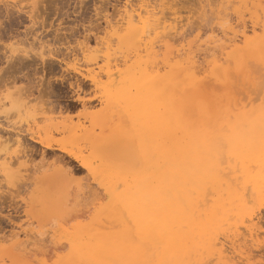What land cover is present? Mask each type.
<instances>
[{
  "label": "bare ground",
  "instance_id": "bare-ground-1",
  "mask_svg": "<svg viewBox=\"0 0 264 264\" xmlns=\"http://www.w3.org/2000/svg\"><path fill=\"white\" fill-rule=\"evenodd\" d=\"M158 1L162 2L142 0L137 7L133 6L132 3H127L122 9L124 10V15L121 13L122 17L128 18V25H130V29H128V31L130 30L128 34L129 42L140 57L132 68L129 65L130 69L124 70L126 71L125 75L122 72V75L114 77L112 84L105 92L111 108L109 111L104 112V119L97 121V124L100 123L99 125H102L101 127L104 126L106 129L110 128L109 132H111H101L104 134L103 137L101 135L97 137L93 135V138L94 136L96 137L94 138L96 141L92 140L95 156L99 157V161L102 160L106 167L102 170L103 172L100 170L95 171V167H93L89 158L77 153L74 154V151L71 152L72 150H68L65 145L62 146L56 140L43 138L41 130L36 129L35 126L30 125L23 129L21 125L17 126L18 122H11L6 129L16 134V137L9 136L3 139L4 137L0 136L1 146L13 141L12 143L18 145L17 150L24 156L25 154L27 155L30 149L25 145V141L28 142V140L31 141L30 143H39L46 149H59L65 152L67 156L70 155L73 159L81 162L82 166L88 168L94 174L98 187L101 188V191L97 192L98 189H94L90 183H86V186L78 184L77 188H75L77 190L74 189L76 191V193L74 192L75 195H72V184L68 185V187L65 184L62 186L61 177L63 175H61V171H63V166L59 168L60 171L57 174H45L36 177L39 180H47L48 184L51 185L49 191H45L47 199L45 204L52 209H50L52 211L51 215L58 217L62 222L61 228L59 230L54 229L55 231L53 230L54 233L52 235L54 239L58 238L57 243H60L61 239H65L69 244L68 251L60 258L57 264H184L180 255H172V250H178L180 243L189 239L193 234L194 228L200 229L204 227L203 224L199 225L200 220H205L208 225H211L216 224L223 218L225 208L230 204V201H222L224 195L243 191L242 184L236 183L234 178L229 183L222 182L219 176V166L215 161V157L218 155V148L215 145L212 148H205V144L211 142L214 135L211 136V139H202L204 135L198 131L201 125L212 124L224 117V120L228 123L231 120L230 112L225 113L224 116L219 110L223 106L220 104L217 94L233 91L234 89L230 88H233L232 83L234 81L235 83L237 82V85L244 84L245 71L248 70L246 67L249 62L251 63L248 60H252L249 59L250 57L253 56L252 58L255 60L257 58L260 61L262 60L259 58L264 53V19L262 20V14L257 10V15H253L250 11V15H253L251 19L255 18L251 34L244 17L249 6H246L248 7L246 9L239 8L241 5L242 7L245 6L249 2L248 0H240V4L237 2L239 0H201V3L204 2L201 13H206L207 7H209L211 16L217 20L216 24H218V32H220L219 34L216 33V26H212L210 28L212 34L210 35L209 33L208 38L203 40L199 35L202 32L200 30L196 37H200L202 41H199V44H195V39L196 41L200 39L196 37H194L195 39H190L191 37L187 39L188 37L185 36L183 31L184 25H187L190 20L185 22L182 16L177 15L176 10L173 11L175 12L173 15L171 14L172 11L169 16L165 14L164 6L173 0ZM217 3H219L220 9L213 8ZM226 3L230 4L227 5ZM232 3L234 7L240 6L232 9L230 7ZM234 3L238 5H234ZM224 4H226V8H231L233 14H236L237 17H235L238 19V24L234 25L229 19L231 17H227V9V12L225 8L221 9L223 8L221 5ZM250 4L247 3V5ZM229 15L231 16V14ZM126 18H123V20H126ZM208 26L210 25L208 24ZM258 26L263 31L261 35L257 34L261 30L259 28L257 31ZM149 31L155 35L154 37H160L161 42H163L162 46L164 45L163 48L166 49L164 50V58L161 59L162 61L160 60L163 64L159 61L162 66L156 68V65L153 66L158 61L155 60L156 54L157 56L159 55L155 47L156 41L153 38L152 40L149 38L148 42L145 40L147 43L143 44L144 38L146 39L147 35L150 36V33H147ZM141 46L147 51V58L145 59L143 55L139 54ZM201 49H203L202 52L199 51ZM201 56L211 58L210 60L206 59L207 65L204 68L202 67L203 69L199 67L200 64L199 66L197 65L200 63L198 59ZM50 58L59 60L55 56ZM26 59L23 60L25 61ZM23 60L18 62L11 61L12 65L8 67L11 74L13 72L16 75L19 71L15 73V70L28 66L24 65L27 61L23 63ZM41 61L43 67H45L46 58L42 57ZM247 72L249 73V71ZM13 74L12 76L4 77L1 74L0 85H8L11 78L16 80L18 77ZM86 79V76L81 79L80 77L75 78V80L65 79L68 81L72 96L75 95L73 100L83 103L84 106L86 98L84 95L87 93L85 88ZM89 79L92 84L99 86L100 81L97 75H92ZM238 79L240 81H237ZM29 80L28 85L25 84L26 86L21 87V89L18 87L16 92L11 93L9 99L12 104L32 95L33 84L31 79ZM44 81L41 82L44 83ZM235 83L233 84L235 85ZM247 83L244 84L245 86H240L242 88L240 91L247 93L246 89H244L247 88ZM48 84L46 89L40 88L38 91L40 94L46 92L45 94L50 97V95H54V92L50 87V83ZM237 85H235V89ZM235 93L237 94L238 92ZM242 95L244 96L243 92ZM227 96L230 99L229 95ZM237 97H239L238 94ZM50 108L54 112L56 111V105H52ZM63 110L64 108L60 107L59 114H62ZM96 114L92 115L95 116ZM35 119L36 117H34ZM66 126L68 125H65L64 128ZM3 127L0 124V128ZM104 127L103 130L106 131ZM211 127L215 128L213 124ZM247 127L246 125H241L240 129L245 132ZM111 128H113L114 135ZM106 138H109V140L107 139L105 142ZM223 140L229 146L235 145L232 139L223 138ZM241 144L246 148L239 146L235 149L236 151L234 149L231 151L237 159H241L242 154L248 155L249 153L246 143L243 142ZM100 150L104 153H100ZM58 160L61 159L58 158ZM66 163L70 164L72 160L66 161ZM239 163H242V161ZM229 173L227 174L229 175ZM107 175L110 180H107ZM56 188L61 192L58 195H55ZM86 190L93 194V198L91 202H87L89 206L86 205L87 209L85 208L84 212L81 209L84 204L81 205L79 200L87 192ZM208 190L213 194L212 204L206 203ZM37 201H40V199ZM81 202H83L82 199ZM79 205L82 206L80 209ZM74 211L75 214L79 211L83 212V215L89 213L91 220L85 224H82V222L79 224L74 223L72 231H70V227L65 228L64 225L66 224L65 222H70L67 219L74 221ZM198 211L200 212L197 214V220H195L193 215ZM78 215L76 214V217L80 218L81 215ZM76 217L74 222H76ZM246 217L248 218V216ZM254 218L255 215L252 216L251 214L249 216L248 223L250 222V225L247 226L246 224L247 228L245 226L249 235L247 233L244 234L253 242H260L262 239L264 240V235L261 236L260 229L262 228ZM48 220L50 221L51 219ZM219 223L221 224V222ZM220 224H217L219 225L217 230L222 228L220 227L222 224ZM237 228L238 225L234 229ZM232 230L229 231V234ZM238 230L240 232L241 229ZM236 232L233 234L234 237ZM40 234H44L41 229L35 231L22 228V230L11 234L9 238L8 236L3 238L2 240L12 241L10 249L5 253V256L6 254L7 256L9 255L10 264H36L37 261L41 262L38 258L40 246H37L38 240L41 239ZM208 234L209 232L204 233L203 239H206ZM214 234V245L217 246L216 249L220 256H229L228 258H230L232 256L230 253L235 255V252L239 251L243 255L249 254L250 249L239 250V241H235L238 236L234 238L224 233L222 236H227L223 240L222 237L220 239L221 234L218 235V231ZM241 235L242 238L244 236L243 232ZM247 236L244 237L248 238ZM1 237L3 236L1 235ZM2 242L4 241L0 239V246L3 247ZM44 250H40V252H44ZM57 250L59 251V249ZM233 259L235 258L233 257ZM230 260L232 261L231 258ZM232 262L234 263L231 264H235V261ZM41 263L43 264V262Z\"/></svg>",
  "mask_w": 264,
  "mask_h": 264
},
{
  "label": "rangeland",
  "instance_id": "rangeland-1",
  "mask_svg": "<svg viewBox=\"0 0 264 264\" xmlns=\"http://www.w3.org/2000/svg\"><path fill=\"white\" fill-rule=\"evenodd\" d=\"M173 1L169 2L173 6L169 3L166 4L167 8L164 6L165 14L168 16L171 14L173 15V13H175L173 11L176 10L177 15L182 16L185 22L190 20V24H185L183 29L185 36L188 37L187 39H189V37H191L190 39H195L194 37H196L198 35L197 33H200L198 31L201 30L202 32L199 35L203 40H206L209 33L210 35L212 34L210 29L212 26H216V33L219 34V26L216 24L217 20L213 19V16H211L210 8L207 7L206 13H201L202 4L204 2L201 3V0ZM248 1L247 3H251L253 6L251 4L247 5L246 3L245 6L242 7L241 5V7H239L240 5L238 4H240V0L237 1L238 4L234 3V5H238L237 7L235 6L236 8L246 9L248 8L246 6H249L250 9L253 8V11L248 8L244 16L246 19H244L245 23L249 28V33L252 34L251 29L254 26L255 18H251L254 14L257 15V10L262 14H260L262 20L264 19V0ZM141 2L142 0H0V76L1 74L3 77L8 75L12 76L13 72L11 74L8 68L12 65L11 61L18 62L27 58L25 61L23 60V63L27 61V64L25 63L24 65H28V68L24 66V69H20L22 71L19 69L14 71L15 73L19 71L16 73L17 76L13 74L15 77H18L16 80L11 78L8 85H0V124L4 126L0 128V136L2 138L4 137L3 139L9 136H13V138L16 137V134L6 129L11 122H18L17 126L21 125L23 129L32 125L33 127L35 126L36 129L41 130L43 138L56 140V142L58 141L62 146L65 145L68 150H72L71 152L74 151V154L77 153L78 155L89 158L92 161L93 167H95V171H102L105 169L106 167L102 160L99 161V157H96L94 154V143L92 140L96 141L94 138L100 135L103 137L104 134L102 133H108L110 129H106L103 126L106 129L105 131L103 127H101L102 125H99L100 123L97 124V121L99 122L104 119V112L109 111L111 108L110 102L107 100V96H105L106 90L112 84L114 77L119 76L122 72V74L125 75L127 69H130L128 66L130 65L132 68L133 64L140 57L129 42L128 34L130 30L128 31V29H130V25H128V18L122 17L124 15V10L122 9L127 3H132L133 6L137 7ZM157 2L161 3L162 1L157 0ZM218 4L219 3L215 4L213 8L220 9V5L218 6ZM226 4L229 5L230 3ZM226 4L221 5L223 7L221 9H227V17H231L229 19H231L234 25L238 24L237 16L233 14L231 10V8H235L233 3L230 5L231 8H226ZM170 6L172 7L170 8ZM250 11L253 15H250ZM229 14H231V16ZM123 18H126V20H123ZM208 24L210 26H208ZM259 28L261 29V27L258 26L257 31ZM262 32L261 29L257 34L261 35ZM147 33H150V31ZM154 36L155 35L151 32L150 36L147 35L146 39L144 38L143 44L145 45L149 38H151V40L153 38V40L156 41L155 47L158 50L156 51L160 55L157 56L156 54L159 59L155 56V60L158 61L154 63L153 66L156 65V68L162 66L163 62H161V59L164 58V50L166 49L163 48L164 45L162 46L163 42H161L160 37L157 36L156 38ZM200 37H196L200 40H197V42L195 39V44H199V41H202ZM142 48L141 46L139 54L143 55L145 59L147 58V51ZM199 51L202 52L203 49ZM51 56H55L59 60L50 58ZM42 57H45L47 61L45 62L46 64H44L45 67H43L41 61ZM202 57L204 58L202 59ZM252 57L249 58L252 60H248V62L251 61V63H248L249 67H246L248 70L245 71V79H243L244 84L248 81V85H246L247 88H244L247 93L240 91L242 89L240 86L244 84L237 85V82L235 83L234 81L233 83L237 85L236 89L234 88L235 85L232 83L233 88L231 87L230 89H234L233 91L230 90L229 93L224 94L221 92L217 94L221 102L220 104L223 106L219 110L224 116L227 112H230L229 115L232 116L229 123L224 120V117L212 123L215 128H212V124L209 123L201 125L198 131L200 134L204 135L202 139H211V136L214 135L213 140L205 144V148H212L214 145L218 148V155L215 157V161L219 166V176L222 182L229 183L234 178L236 183L242 184L243 191L224 195L222 201H230V204L225 208V215L223 218L216 224L214 223L211 225H208L205 220H200L199 225L203 224L204 227L200 229L194 228L193 234L189 239L181 242L178 246V250H172V255H180L184 264H231L234 263L232 261H235V264H264V240L253 242V240L247 236L249 234L246 229L247 226L250 225V222L248 223V218L252 214V216L255 215L254 220L258 222L262 228L260 229L261 236L264 235V53L259 56V58L262 59L261 61L258 60V58L255 60ZM206 59L210 60L211 58H208V56L199 57L198 61H200V63L197 65L199 66L200 64L199 67L204 68L205 65H207ZM159 61L162 64L159 63ZM247 71H249V73ZM92 75L98 76L100 81L99 86L92 84L89 79ZM84 76L87 77L85 80V88L87 89V93L84 95V97H86L85 106L83 103L73 100L75 95L72 96L68 81L65 80H75V78L79 77L81 79L84 78ZM29 79H31V83L33 84L32 95L12 104L9 99L11 93L16 92L18 87L21 89V87L23 88V86L25 87L28 85L30 82ZM44 79L46 80L44 81ZM41 81H44V83ZM237 81L240 80L238 79ZM48 83H50V87L54 92V95H50V97L45 94L46 92L40 94L38 91L40 88L46 89L49 85ZM234 91L238 92L237 94L239 97H237ZM227 95H229L230 99H228ZM52 105H56V113L50 108ZM60 107L64 108L62 114H59ZM94 113L97 114L94 116L92 115ZM34 117H36L35 120ZM65 125L68 126L64 128ZM241 125L248 126L245 132L243 129H240ZM112 129L113 128H111V130ZM93 135H96V137L94 136L93 138ZM223 138L232 139L235 145L229 146ZM107 139L109 140V138H106L105 142ZM12 142L9 144L5 143L2 146L0 145V239L4 241L2 242L3 247L0 246V249L2 248V250H0V264L11 263L9 255L7 256L6 254L5 256V253L10 249L12 241L2 239L7 236L9 238L11 234L15 231L22 230V228L35 231L41 229L44 232V234H40L41 237L38 236L41 239L39 238L40 240H38L37 246L39 245L40 248H42L38 250V258L43 264H57L60 258L68 251L69 244L65 239H61V244L59 242L57 243L58 238L54 239L52 235L55 230L61 228L62 222L58 217L51 215L52 209L49 208V205L45 204L47 203L45 191H49L51 185L48 184L47 180L40 179V181L36 177L45 174H57L60 171L59 168L63 166V171H61V175H63L61 177V182H63L62 186L65 184V186L68 187V185L72 184L71 188L73 187V190L70 188L72 190V195H75L76 191H74V189L77 188L78 184L85 185L86 183H90L94 189H98L97 192H100L101 188H99L98 183L95 182L94 174L88 168L82 166L81 162L73 159L70 155L67 156L65 152L59 149H46L41 144L35 142L30 143L31 141L28 140V142L25 141V145L30 149L27 155L25 154L24 156V154L17 150L18 145ZM243 142L246 143L249 153L248 155L242 154L243 156L241 159H237L231 151L233 149L236 151L235 149L239 146L246 148L241 144ZM99 152L104 153L102 150ZM58 158L61 160H58ZM260 158L262 161H260ZM70 160H72V163H66V161ZM240 161H242V163H239ZM227 173H229V175ZM107 180H110L109 176ZM86 191L87 192L80 197L83 202H81L80 198V200L78 199L81 205L84 204V207L81 208L83 211L86 205H88L87 202H91L93 198V194H91L89 190ZM59 193L61 192L56 188L55 195ZM206 196V203L212 204L213 194L208 190ZM37 198H39L40 201H37L39 200ZM81 205L78 206L79 209L82 207ZM80 211L76 212L77 215L81 213L79 214L81 215L80 218L78 217L79 219L76 217L75 211L74 213L72 212L74 217L72 214L71 216L74 221L75 217L77 218L76 222L72 221V219H67L70 220V222H65V228L70 227L69 230L72 231L74 223L79 224L82 222V224H85L91 220V215L89 213V216H87L88 214H84L86 215L84 216L83 212ZM199 212L200 211L193 215L195 220H197V214ZM245 215L248 216V218ZM245 218L246 220H244ZM48 219L51 220L49 221ZM219 222H221L222 225ZM217 224L221 225L220 227L222 228L220 230H217L219 226ZM236 225H238V228L234 229ZM238 229H241L240 232H238ZM230 230L233 232L231 231L232 233L230 232L229 234ZM235 230L238 231L236 232ZM217 231L218 235L221 234L220 239L222 237L223 240H225L226 238L224 237L227 236H222L224 233L233 236L236 232L235 237L238 236L236 239H240L243 232V235L248 238L243 236L244 238L242 237L240 240L235 239V241H239V250L250 249L249 254L243 255L240 254V251L235 252V255L234 253H230L232 254V256L230 255L232 261L228 258L229 256H220L216 249L217 246L214 245L213 241V238H215L214 233H217ZM206 232H209V234L206 239H203V235ZM244 233H247V235ZM1 235L3 237H1ZM57 246H59V248H57L59 251L56 249ZM40 250H44V252H40ZM215 257L216 259H214ZM233 257L235 259H233ZM41 262L37 261L36 264H42Z\"/></svg>",
  "mask_w": 264,
  "mask_h": 264
}]
</instances>
